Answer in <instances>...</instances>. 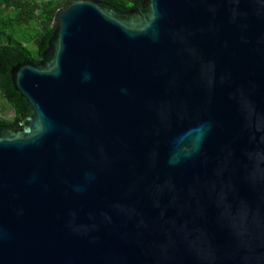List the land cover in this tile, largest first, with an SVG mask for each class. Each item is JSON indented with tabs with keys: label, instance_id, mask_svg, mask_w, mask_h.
Masks as SVG:
<instances>
[{
	"label": "water",
	"instance_id": "1",
	"mask_svg": "<svg viewBox=\"0 0 264 264\" xmlns=\"http://www.w3.org/2000/svg\"><path fill=\"white\" fill-rule=\"evenodd\" d=\"M0 124V264H264V0L58 9Z\"/></svg>",
	"mask_w": 264,
	"mask_h": 264
},
{
	"label": "trees",
	"instance_id": "2",
	"mask_svg": "<svg viewBox=\"0 0 264 264\" xmlns=\"http://www.w3.org/2000/svg\"><path fill=\"white\" fill-rule=\"evenodd\" d=\"M73 0H0V99L13 111V128L30 115L25 99L12 87L10 69L25 60L38 63L53 33L55 12ZM120 11L138 9L143 0H100Z\"/></svg>",
	"mask_w": 264,
	"mask_h": 264
},
{
	"label": "rangeland",
	"instance_id": "3",
	"mask_svg": "<svg viewBox=\"0 0 264 264\" xmlns=\"http://www.w3.org/2000/svg\"><path fill=\"white\" fill-rule=\"evenodd\" d=\"M2 117L5 121L10 122L13 118V111L4 99H0Z\"/></svg>",
	"mask_w": 264,
	"mask_h": 264
},
{
	"label": "built area",
	"instance_id": "4",
	"mask_svg": "<svg viewBox=\"0 0 264 264\" xmlns=\"http://www.w3.org/2000/svg\"><path fill=\"white\" fill-rule=\"evenodd\" d=\"M2 109H1V106H0V119H3V117H2V111H1Z\"/></svg>",
	"mask_w": 264,
	"mask_h": 264
}]
</instances>
